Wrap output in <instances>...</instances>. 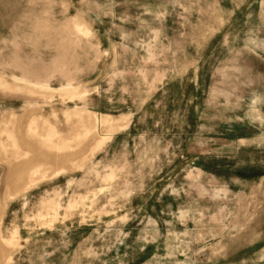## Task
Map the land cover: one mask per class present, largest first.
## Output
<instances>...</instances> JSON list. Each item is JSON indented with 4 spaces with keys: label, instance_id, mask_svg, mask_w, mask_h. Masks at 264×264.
<instances>
[{
    "label": "rangeland",
    "instance_id": "rangeland-1",
    "mask_svg": "<svg viewBox=\"0 0 264 264\" xmlns=\"http://www.w3.org/2000/svg\"><path fill=\"white\" fill-rule=\"evenodd\" d=\"M0 264H264V0H0Z\"/></svg>",
    "mask_w": 264,
    "mask_h": 264
}]
</instances>
